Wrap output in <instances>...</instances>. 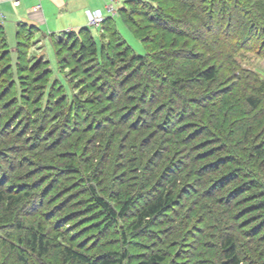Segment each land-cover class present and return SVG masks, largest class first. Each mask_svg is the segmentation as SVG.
Instances as JSON below:
<instances>
[{"label":"rangeland","instance_id":"1","mask_svg":"<svg viewBox=\"0 0 264 264\" xmlns=\"http://www.w3.org/2000/svg\"><path fill=\"white\" fill-rule=\"evenodd\" d=\"M132 1L147 11L134 0H104L108 16L101 12L98 29L72 30L84 49L71 30L45 38L44 26L31 38L28 28L22 31L20 55L13 52L15 29L5 25L0 191L20 201L10 209L0 204V264H82L62 260L60 237L93 261L127 253L122 264L154 256L156 264H220L225 236L234 239L241 264H264V159L251 148L264 146V115L261 123L256 118L264 114V97L257 112L246 101L264 82L262 1L196 0L188 4L192 14L168 27L181 35L145 21L141 35L151 56L140 63L122 47L109 50L101 36L106 18L142 19L131 14ZM124 27L127 45L143 55L142 43ZM92 36L98 47L103 43L101 56L86 52ZM208 66L217 69L214 81L168 87L185 68ZM163 190L176 193L173 204L135 230L136 213ZM127 193L132 205L123 219L111 221L96 203L104 199L117 211ZM33 232L44 233L45 253L29 244ZM112 252L118 255L107 258Z\"/></svg>","mask_w":264,"mask_h":264},{"label":"trees","instance_id":"2","mask_svg":"<svg viewBox=\"0 0 264 264\" xmlns=\"http://www.w3.org/2000/svg\"><path fill=\"white\" fill-rule=\"evenodd\" d=\"M134 1H137V4H140L142 7H145L147 9V11H145L144 13H141L140 12L141 10L137 11L136 7L131 6V4L134 3L132 1V2L127 4L128 6H130L131 9L134 10L131 14L132 15L133 14L139 15L142 19L136 22V21H133V19L131 20V16L130 17H128V16L124 17L123 16L122 21H123V24L125 26L130 27L129 29H130L132 35L135 38L139 39V41L142 43L143 48L145 49V53L143 55H139L138 53H135L127 45L128 43L125 39V37H126L125 30H123V32H122V28L124 29L125 27L122 23L120 24V22L116 21V19H114V17H112L111 19L106 18V20L103 23V28H104V25H108V26L106 28H104L103 31L101 30V32H102L101 36L104 35V37H108L109 42H108L107 47L109 48V50H112V51L114 50V52L119 53V52H121V51H119V48L122 47L124 52H125L124 54L130 53L131 57L139 63L144 62L146 56L147 57L151 56V53L148 51V48L146 45L147 40H146L145 36L143 37L141 35V33L144 29L142 24L145 21H147L148 23L152 24V25H150L151 28L153 27V24H154L155 27H157L161 30L171 29V30L175 31L176 34L181 35L180 31L178 32L176 29L168 28V27L171 26L172 24H175L176 23L175 21L177 18L180 19V18L184 17L183 13L186 14L189 12L192 14L194 12V10L191 7L197 2L196 0H183L181 2H180V0H145L146 2L139 1V0H134ZM149 1L155 2L157 4V8L155 7L156 8L155 11H153V9L150 5H148V6L146 5V3H149ZM261 1H262L261 3L263 6V9H264V0H261ZM189 3H190L191 7H188ZM137 4H134V6H136ZM170 4H172L173 6L170 7L169 6ZM163 5L169 7L168 11H167V13H168L167 15H164V13L166 11L163 10ZM163 17L171 18L172 20L170 22H164ZM90 27L94 28V26H85V27L79 29L78 31L80 34L84 31H90L92 33V31H91L92 28H90ZM26 28L29 29L27 32V36L29 38H31L32 33L35 30V28L27 26V25H21L18 27L17 32H16V48L13 49L14 50L13 52H17L20 55L22 53H21V50H19V47H20V40L19 39L22 35V31ZM95 28L98 29V27H95ZM192 29H196V32L200 34V28H198L197 26L192 25ZM173 31H171L170 33H175ZM67 34L71 35L70 37H73V39L74 38L76 39L74 42V44L76 46H81L83 49H84V47L86 48V46L84 44L81 45L79 38L77 37V35L73 31H70ZM0 38L4 44V49L7 50L6 34H5L4 27L1 24H0ZM64 41L61 42V44H63ZM90 41H92V43L90 44V48L86 52H88L90 55H94L96 57L98 55L101 56L102 48H103V43L101 42V39H100L99 47L97 46L96 42L94 41V36L91 37ZM61 44L58 42L57 47L60 46ZM8 57H10L9 54H8ZM73 62L79 63L78 60L77 61L74 60ZM15 67L18 69L20 68L19 58L17 59V61H15L14 68ZM185 69L186 70H184L182 74H180V75L178 74L176 77H174V79H172L168 82V87L170 89L184 90V89H187L189 87H192L194 84H197V83L212 82L217 77V69L214 66H208L206 68L196 67V68H191V69L190 68H185ZM263 97H264V82H259L257 87L255 88L254 96L247 97L246 101H247L248 105L250 106V108H252V110H254V111L256 110V112H257V109H259V106L261 105V103L263 101ZM263 115H264L263 112H261V113L258 112L257 117H256L258 123L262 122ZM247 131H249V133H250L253 130H251L249 127H247ZM262 132L264 133V127L262 128ZM2 137H3V135H2ZM263 147H261V146L259 147L258 145H251V148L253 150L252 154L254 157H256V159H259V158L264 159ZM99 181H100V178L96 179V182H99ZM168 182L173 187V189L174 188L176 189L178 187L177 186L178 180L174 176L169 178ZM175 197H176V193L174 195H171L170 192H166L163 190L162 192H160L155 197V199L148 201L146 203V205L138 213H136L135 224L133 226L134 229L135 230L140 229L144 225L145 221H147L148 219H153V218L160 216L164 211H166V209L168 207H170V205L173 204ZM19 201H20V199L16 198L14 200L13 197L6 196L5 191H0V204L8 203L9 204L8 209H10V207H12L13 204H15L16 202H19ZM118 202L120 204H119L118 210L116 211L104 199L96 198L97 205L108 215V218L111 221L114 219H119V218L123 219L127 216L129 209L132 205V202L130 201V194L129 193L125 194L124 199L120 200ZM38 233H39V236L34 234V232L32 233L33 235L31 236V241L29 242V244L31 246H34L35 243H37V245H38L37 248H38L39 252L45 253L50 244L48 241H45V236H44L43 232H38ZM124 241H125V238H124ZM56 243H59L58 244L59 245V251H60L59 253L62 257V260H64L65 262L71 261V262H79L82 264H122V262L124 260L129 259V255L127 253H123L119 259L114 258L111 260L93 261L88 256H85L84 254L77 252L76 250H72L69 246H66L62 241V237L57 238ZM221 248L223 251L224 260L220 264H241L242 263L239 256H238V253L236 251L235 241L231 236H225L223 238V241L221 243ZM117 255L118 254L116 252H112V253L108 254L106 257L112 258V257L117 256ZM156 260L160 261V258L154 256L148 260L140 261L137 264H156L157 263Z\"/></svg>","mask_w":264,"mask_h":264},{"label":"crops","instance_id":"3","mask_svg":"<svg viewBox=\"0 0 264 264\" xmlns=\"http://www.w3.org/2000/svg\"><path fill=\"white\" fill-rule=\"evenodd\" d=\"M97 2L99 3L96 1L92 3V0H59V2L57 0H0V24L4 28L7 24L11 31L15 29V33L21 25H27L39 31L47 26L46 31L49 33L40 31L44 37L49 34L58 35L65 30L72 31L85 27L84 12L86 10H99L107 17L104 0H97ZM61 4H65L67 8V10L62 9L63 13L59 12ZM52 11L58 12L56 18L50 17Z\"/></svg>","mask_w":264,"mask_h":264},{"label":"built area","instance_id":"4","mask_svg":"<svg viewBox=\"0 0 264 264\" xmlns=\"http://www.w3.org/2000/svg\"><path fill=\"white\" fill-rule=\"evenodd\" d=\"M111 10H112V8H111ZM85 16H86L87 24L89 26L98 27L99 24H101V22L103 20L102 14L99 10H96V11L86 10Z\"/></svg>","mask_w":264,"mask_h":264}]
</instances>
